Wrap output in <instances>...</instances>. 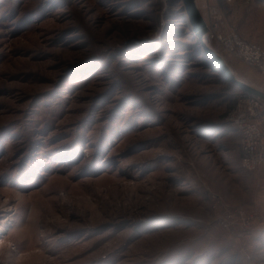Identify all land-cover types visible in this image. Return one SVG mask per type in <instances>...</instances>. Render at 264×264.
<instances>
[{
  "label": "rangeland",
  "instance_id": "obj_1",
  "mask_svg": "<svg viewBox=\"0 0 264 264\" xmlns=\"http://www.w3.org/2000/svg\"><path fill=\"white\" fill-rule=\"evenodd\" d=\"M249 1L197 0L200 38L183 0H0V264L264 258V166L227 120L264 73L205 48L264 43Z\"/></svg>",
  "mask_w": 264,
  "mask_h": 264
},
{
  "label": "built area",
  "instance_id": "obj_2",
  "mask_svg": "<svg viewBox=\"0 0 264 264\" xmlns=\"http://www.w3.org/2000/svg\"><path fill=\"white\" fill-rule=\"evenodd\" d=\"M207 28L209 29V24ZM210 30L218 44V52L222 56L224 54L233 56L264 73V43L249 40L236 29L222 30L214 25ZM241 91L242 94L227 120L240 137L242 167L245 170H253L264 166V99L253 93ZM237 213L242 217L245 228L250 227L253 216L241 208ZM223 216L220 221L225 224L230 222L229 218H232L233 214L228 213ZM245 264H264V258L247 254Z\"/></svg>",
  "mask_w": 264,
  "mask_h": 264
},
{
  "label": "water",
  "instance_id": "obj_3",
  "mask_svg": "<svg viewBox=\"0 0 264 264\" xmlns=\"http://www.w3.org/2000/svg\"><path fill=\"white\" fill-rule=\"evenodd\" d=\"M183 3L187 11L188 19L191 22L193 29L198 33L200 38H203L207 33V24H206L205 18L203 17L197 5V1L196 0H183ZM205 48L208 51H210V53L219 61V64H221L224 68H226L229 72H231L230 68L225 62V59L218 51H215L214 49L209 47L207 44L205 45ZM233 81L239 84L243 91L248 92V93H253L264 99V93L261 90L249 84L241 82L237 78H234Z\"/></svg>",
  "mask_w": 264,
  "mask_h": 264
},
{
  "label": "crops",
  "instance_id": "obj_4",
  "mask_svg": "<svg viewBox=\"0 0 264 264\" xmlns=\"http://www.w3.org/2000/svg\"><path fill=\"white\" fill-rule=\"evenodd\" d=\"M249 8L251 11L264 9V0H251V2L249 1ZM249 21L252 23H255L252 18L251 19L249 18ZM256 24H258V23H256ZM260 24L263 25V22L260 21ZM245 82H247V81H245ZM262 83H263L262 86H257L256 88L261 89L264 93V76H263ZM247 84L250 85L249 82H247ZM263 179H264V173H263Z\"/></svg>",
  "mask_w": 264,
  "mask_h": 264
},
{
  "label": "trees",
  "instance_id": "obj_5",
  "mask_svg": "<svg viewBox=\"0 0 264 264\" xmlns=\"http://www.w3.org/2000/svg\"><path fill=\"white\" fill-rule=\"evenodd\" d=\"M175 1H176V0H175ZM200 43H201L200 41L197 42V47H198V48L200 47V49H201V46H202V45H201ZM202 50H203V53L206 54V51H205L203 48H202Z\"/></svg>",
  "mask_w": 264,
  "mask_h": 264
},
{
  "label": "bare ground",
  "instance_id": "obj_6",
  "mask_svg": "<svg viewBox=\"0 0 264 264\" xmlns=\"http://www.w3.org/2000/svg\"><path fill=\"white\" fill-rule=\"evenodd\" d=\"M239 81H241V82H244V83H246L245 81H243V80H240L239 78H237ZM247 84V83H246Z\"/></svg>",
  "mask_w": 264,
  "mask_h": 264
}]
</instances>
